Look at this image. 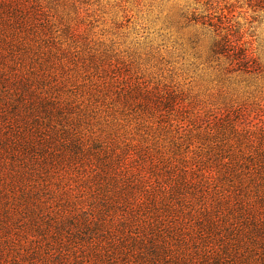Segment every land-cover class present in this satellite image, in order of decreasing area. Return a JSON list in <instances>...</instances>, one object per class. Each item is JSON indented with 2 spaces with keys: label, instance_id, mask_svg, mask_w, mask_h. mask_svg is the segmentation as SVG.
<instances>
[{
  "label": "trees",
  "instance_id": "1",
  "mask_svg": "<svg viewBox=\"0 0 264 264\" xmlns=\"http://www.w3.org/2000/svg\"><path fill=\"white\" fill-rule=\"evenodd\" d=\"M53 27L39 0H0V189L21 191L15 208L38 226L17 242L11 210L0 214V264H264V122L253 125L264 107L202 114L172 86L132 82L102 58L65 60ZM219 34L224 72L260 71L252 47ZM110 95L157 126L151 152H123L137 165L112 162L88 129L87 112ZM38 214L59 233L33 245L45 232Z\"/></svg>",
  "mask_w": 264,
  "mask_h": 264
},
{
  "label": "rangeland",
  "instance_id": "2",
  "mask_svg": "<svg viewBox=\"0 0 264 264\" xmlns=\"http://www.w3.org/2000/svg\"><path fill=\"white\" fill-rule=\"evenodd\" d=\"M39 3L63 43L65 60L70 58L68 52L86 63L102 58L109 62L107 66L112 71L121 68L123 73L136 77L132 82L137 83L139 78L172 86L186 99L183 106L196 105L202 114L207 112L204 109L215 110L236 102L264 107V3L257 4L254 0H52V3L39 0ZM219 33L232 36L242 51L252 47L260 71L248 76L224 72L225 59L218 62L213 54ZM110 97L106 101L110 105L103 107V112H87L88 129L105 140L106 157L114 150L116 158L112 162L137 165L135 161L124 160L123 152H151L153 145L162 143L157 138V126L142 123L133 108L115 104L113 95ZM260 122L264 118L253 119L254 126H260ZM208 126L204 124L201 129ZM164 145L173 147L168 142ZM51 186L55 188L56 183ZM0 192L8 193L7 198L0 195V214L11 213L13 234L17 242H22L31 227L38 228L31 224L35 215L29 211L20 213L25 207L15 208L21 193L15 186H4ZM37 217L45 232L43 237L31 236L29 240L33 245L52 241L55 233H59L54 228L46 233L53 223L52 216ZM69 221L61 232L65 236L71 232L69 225L73 222Z\"/></svg>",
  "mask_w": 264,
  "mask_h": 264
}]
</instances>
